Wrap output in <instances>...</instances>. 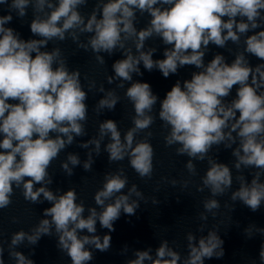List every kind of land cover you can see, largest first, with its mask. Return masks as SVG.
I'll use <instances>...</instances> for the list:
<instances>
[{"label":"clouds","instance_id":"obj_1","mask_svg":"<svg viewBox=\"0 0 264 264\" xmlns=\"http://www.w3.org/2000/svg\"><path fill=\"white\" fill-rule=\"evenodd\" d=\"M88 3L89 0H0L6 12L0 15V209L12 203L14 187L21 189L24 199L32 204L42 203V196L52 205L43 210V216L50 219H41L30 232L12 233L8 256L15 264H34L16 247L25 241L36 245L42 236H52L53 230L58 237L57 247L71 264H87L93 255L86 246L101 252L111 246L110 235H104L102 241L95 235L97 221L102 228L114 231L113 224L122 212L134 215L139 207L138 200L132 197L144 199L136 184L123 194L129 181L122 167L105 174L102 188L94 194L95 204L102 210L89 208L86 217L84 203L77 202L75 189L56 195L47 187L52 183L48 171L52 162L73 143L74 136L85 135L88 118L87 92L80 70H70L61 48L42 51L54 40L71 39L77 48L91 50L99 65L105 64L100 53L112 55L120 50L125 58L114 62L115 75L106 78L109 84L121 81L118 88L124 87L123 82H131L134 73L142 75L141 63L149 72L158 69L165 78L184 66L200 69L191 79L177 80L160 100L158 118L166 130L165 146H176L178 156L189 158L185 168L191 176L197 174L193 161L207 160L209 167L197 190L207 188L212 197L224 195L233 184V176L229 166L217 162L209 153L214 146L232 149L233 167L238 172L254 171L250 184L242 174L236 177L239 188L231 193V200H239L252 212L264 204V63L253 67L247 58L251 55L264 61V0H95L92 11L85 15L81 9ZM29 8L33 13L30 32L38 39H22L20 33L7 26L14 19L13 13L23 20ZM137 13L150 17L140 29L136 27ZM82 35L87 36L86 42L81 41ZM242 36L244 48L231 63L216 54L205 64L210 43L220 48L229 41L238 45ZM152 38L170 46L165 48L163 59H153L154 47L144 50L146 41ZM129 42L137 54L128 47ZM234 86L235 98L226 102ZM93 89L105 93L96 105L97 114L115 109L120 97L114 90L105 92L102 84L97 89L96 81L89 80L88 91ZM125 96L133 105L134 116L133 126L123 139L117 123L108 119L99 125L100 139L80 146L95 145L99 155L101 140L109 136L105 148L109 162L127 158L141 179H151L155 151L149 129L156 121L152 112L158 97L146 82L132 83ZM141 133L145 135L137 139ZM80 163L77 155L69 154L61 168L71 176ZM92 163L89 153L84 170L91 171ZM177 183L171 181L173 186ZM180 183L187 188L190 181ZM203 207L215 217L213 210H219L220 204L217 199H206ZM200 218L207 219L204 213ZM12 222L18 220L13 218ZM84 230L92 235H80ZM254 232L264 235V228L250 225L245 229L248 238ZM187 241L189 252L183 264H204L205 258L224 255V241L215 230L198 243L189 233ZM4 252L0 243V264H5ZM135 256L127 264H144L146 260L151 264H179L181 260L166 240L157 248L155 259L150 251H137ZM259 260L264 264V243Z\"/></svg>","mask_w":264,"mask_h":264}]
</instances>
